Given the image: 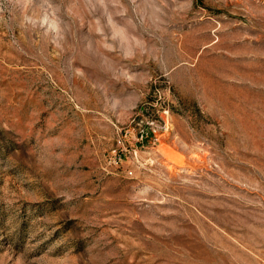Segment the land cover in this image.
<instances>
[{"label":"rangeland","instance_id":"374dc122","mask_svg":"<svg viewBox=\"0 0 264 264\" xmlns=\"http://www.w3.org/2000/svg\"><path fill=\"white\" fill-rule=\"evenodd\" d=\"M0 264H264V0H0Z\"/></svg>","mask_w":264,"mask_h":264}]
</instances>
